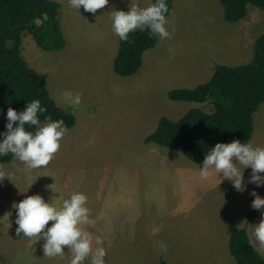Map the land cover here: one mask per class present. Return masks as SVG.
Wrapping results in <instances>:
<instances>
[{
    "label": "rangeland",
    "instance_id": "1",
    "mask_svg": "<svg viewBox=\"0 0 264 264\" xmlns=\"http://www.w3.org/2000/svg\"><path fill=\"white\" fill-rule=\"evenodd\" d=\"M51 1L60 5L58 21L65 47L45 52L24 33L20 54L45 78L51 98L75 118V125L68 129L48 166L26 174L25 165L15 158L0 165V171L9 177L0 180V210L4 211L5 202L8 206L0 218L11 211L9 221L13 220L11 205L24 199L15 189L32 188L34 181L36 190L52 191V203L59 204V196L79 191L87 195L89 206H98L97 218L90 215L89 222L80 227L92 236L93 250L99 247L96 237L103 241L105 264H157L159 258L168 264H236L226 234L245 225L244 215L253 199L249 193L254 189L264 198V186L247 183L251 170L245 169L243 193L231 182L223 191L209 188L217 182L215 174L203 180L199 166L182 154L143 141L162 117L176 121L190 109L213 111L211 101L173 102L167 94L205 84L216 65L250 63L254 44L264 34V11L248 6L242 21L229 24L223 19L219 0H173L167 17L172 38L158 37L156 47L143 54L138 72L118 77L112 64L119 38L112 31L111 14L113 10L127 11L133 4L146 7L152 0H109L95 14L83 7L78 13L69 0ZM66 90L81 94L77 109L58 103ZM249 142L264 147V104L253 115ZM140 155L149 157L146 170ZM133 166L144 175L134 172L127 182L126 171ZM186 167V176H179L177 172ZM180 177L185 181L183 189L185 185L189 188L188 193L185 189V205H181L183 193L177 189ZM28 179L30 186L23 182ZM126 206L132 210L126 211ZM260 219L259 212L246 230L251 245L264 258V246L253 235ZM222 234L225 236H218ZM13 235L7 219L0 220V260L6 264H70L72 253L67 246H63V256L49 258L43 253L44 242L18 245Z\"/></svg>",
    "mask_w": 264,
    "mask_h": 264
},
{
    "label": "trees",
    "instance_id": "2",
    "mask_svg": "<svg viewBox=\"0 0 264 264\" xmlns=\"http://www.w3.org/2000/svg\"><path fill=\"white\" fill-rule=\"evenodd\" d=\"M172 3L173 0H167L168 16ZM219 4L223 19L229 24L242 21L248 6L264 11V0H219ZM59 9L60 5L51 0H0V132L5 131L8 107L19 112L34 99L47 107L44 115L52 120L63 119L68 129L75 125V118L51 98L45 78L31 69L20 54L24 33L30 34L45 52L65 47L58 21ZM157 43L158 37L150 36L147 30L130 33L128 42L119 40L112 64L114 74L118 77L136 74L142 66L143 54ZM167 98L173 102L198 104L211 101L213 111L190 109L176 121L162 117L156 129L144 139L145 145L180 153L200 166L209 148L217 142L230 143L236 139L248 143L253 134V115L264 104V34L254 44L250 63L233 67L216 65L208 82L194 89L169 91ZM44 115L40 116L42 123ZM26 129L35 131L27 126ZM13 158L11 155L0 157V164H8ZM258 215L259 211L249 206L244 215L245 225L232 231L228 251L236 264H264V258L251 245L246 230ZM157 264L168 263L159 258Z\"/></svg>",
    "mask_w": 264,
    "mask_h": 264
},
{
    "label": "clouds",
    "instance_id": "3",
    "mask_svg": "<svg viewBox=\"0 0 264 264\" xmlns=\"http://www.w3.org/2000/svg\"><path fill=\"white\" fill-rule=\"evenodd\" d=\"M69 3L78 13L83 7L85 12L95 14L108 5L109 0H69ZM168 14L167 0H155L146 7L133 4L127 11L113 10L112 31L124 42L129 41L130 33L144 30L160 40L171 39L173 33L169 31ZM168 51L175 54L172 48ZM58 103L75 110L81 103V94L66 90L60 94ZM47 111L39 99L27 102L19 112L8 107L5 131L0 132V157L11 155L29 169L48 166L60 150L68 128L63 119L52 120L44 115ZM41 115H44V123L41 122ZM26 126L35 131H28ZM245 169L251 170L247 183L264 186V147L234 139L230 143L217 142L209 148L199 166V176L207 180L215 174L217 185L228 180L236 191L243 193L247 187L243 176ZM6 177L9 178L8 174L0 171V180ZM249 194L253 197L250 207L259 211L261 216L259 223L254 225L253 235L264 246V198L254 189ZM57 199L59 204L46 202L37 194L14 203L16 236L22 234L28 239L36 238V241L42 239L43 253L49 258L63 256V246H67L72 253L70 264H85L86 260H90V264H105L103 241L96 237L95 243L99 247L93 250L92 236L80 227L89 222L91 215L87 195L74 191ZM10 216L11 211L0 218L7 219L8 229L11 227Z\"/></svg>",
    "mask_w": 264,
    "mask_h": 264
},
{
    "label": "crops",
    "instance_id": "4",
    "mask_svg": "<svg viewBox=\"0 0 264 264\" xmlns=\"http://www.w3.org/2000/svg\"><path fill=\"white\" fill-rule=\"evenodd\" d=\"M62 109V108H61ZM63 110V109H62ZM65 111V110H64ZM66 112V111H65ZM67 114H69L68 112H66ZM250 143V142H249ZM140 157V163L143 161V160H145L146 161V163H145V170H146V166H147V161H148V159H149V157H147V156H144V155H140L139 156ZM184 157V156H183ZM14 163H15V161H14ZM0 165H2V164H0ZM6 165V164H5ZM23 168H25L26 170L24 171L23 170V172H25L26 174H29V168H27L26 166H24ZM188 167H186V169L185 170H182L181 172L182 173H179V172H177V174L179 175V176H186V174L188 173L187 171H188V169H187ZM134 172H138V173H142L143 175H144V173L140 170V169H136L134 166H133V170L132 171H126V179H127V182H128V178L129 177H131V175L130 174H132V173H134ZM34 173L35 172H33V176H34ZM33 176H32V178H33ZM162 176L163 177H171L170 176V174L168 175V174H166V175H164V174H162ZM34 179V178H33ZM32 179V180H33ZM184 179L183 178H181L180 177V179H179V181L177 182V189H181V191H182V193H183V201H182V204L181 205H185L186 204V202H187V200H188V198L186 199L184 196L186 195V191H187V193H188V191H189V188H186L187 186L185 185V187H184V189H183V185H181V183H184L185 181H183ZM23 181V180H22ZM23 182H26V185L27 186H29L28 184H29V179L27 180V181H23ZM229 183H230V181H228V180H223L219 185H217V182L216 183H214V182H212L211 184H209V188H220L222 191L223 190H225V188H227L228 187V185H229ZM30 188V189H29ZM29 188H27V189H24L23 187H17L16 189H15V191H16V195L18 194V196H20V197H22V198H25L26 196H31V195H40L41 197H43L44 198V200L46 201V202H52V197H53V193H52V191H50V192H48V188L47 189H44V187L43 188H40V189H35V187H34V181L32 182V188L31 187H29ZM209 188L207 189V190H209ZM185 189H186V191H185ZM14 204V203H13ZM12 204V205H13ZM56 204H58V203H56ZM12 205H11V207H12ZM3 207H4V211L8 208V206H7V203L5 202L4 203V205H3ZM88 207H89V209H90V212H91V217H93V216H95L96 218H97V216H98V206L97 205H95V206H93V205H88ZM0 208H1V205H0ZM127 210H132L131 209V207L129 208L128 206H126V211ZM3 211V212H4ZM1 210H0V214H2L3 213ZM4 215H5V213H4ZM3 215V216H4ZM14 221H15V217L13 218V220H11V227H10V231H11V234H14L13 235V242L15 243V244H18V245H21V244H24V245H27L28 246V244H33L34 242H44L42 239H40V240H37L36 241V238H31V239H28V238H25V237H23L22 236V234H21V236L20 237H17L16 236V233H15V229H16V227H17V225L14 223ZM234 229H232L231 231H229V233H227L226 235L227 236H229L228 237V241H229V238H230V236H231V234H232V231H233ZM14 231V232H13ZM225 236V234H222V235H218V236ZM22 240H25V243H23L22 242ZM31 252H32V257H33V255L35 254V252L33 251V250H31ZM38 258L39 257H41V256H37ZM0 263L1 264H6V262H4V260H0Z\"/></svg>",
    "mask_w": 264,
    "mask_h": 264
}]
</instances>
